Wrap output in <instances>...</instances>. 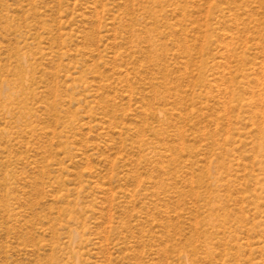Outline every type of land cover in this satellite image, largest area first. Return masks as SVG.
Here are the masks:
<instances>
[{
    "label": "rangeland",
    "instance_id": "374dc122",
    "mask_svg": "<svg viewBox=\"0 0 264 264\" xmlns=\"http://www.w3.org/2000/svg\"><path fill=\"white\" fill-rule=\"evenodd\" d=\"M0 264H264V0H0Z\"/></svg>",
    "mask_w": 264,
    "mask_h": 264
}]
</instances>
